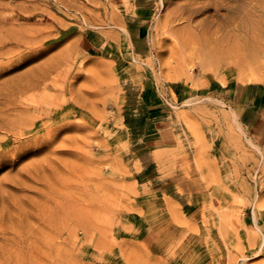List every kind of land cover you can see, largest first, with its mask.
<instances>
[{
    "label": "rangeland",
    "instance_id": "obj_1",
    "mask_svg": "<svg viewBox=\"0 0 264 264\" xmlns=\"http://www.w3.org/2000/svg\"><path fill=\"white\" fill-rule=\"evenodd\" d=\"M0 14V264H264V0Z\"/></svg>",
    "mask_w": 264,
    "mask_h": 264
},
{
    "label": "bare ground",
    "instance_id": "obj_2",
    "mask_svg": "<svg viewBox=\"0 0 264 264\" xmlns=\"http://www.w3.org/2000/svg\"><path fill=\"white\" fill-rule=\"evenodd\" d=\"M251 21H253V20H251ZM3 22H4V16L0 14V59H1V57H3L4 55H7V54H10V56H11V53L14 51L13 48H11V45L13 46L17 40V38L14 37V36H17L16 34H10V32H5L3 30V28H1V24ZM254 23H256V22H254ZM261 23L258 27L256 26L254 28V30H252L251 34L249 35V37L254 42V45H252V44H251V46L247 45L250 47V49H249L250 59H252L257 54L260 47L264 46L263 43H259L260 38H262V36H264V23L263 24H261ZM9 35H11L12 37ZM249 41H251V40H249ZM247 46H246V48H247ZM16 58H19V55H17V56L14 55V57L12 59L7 58V61H1L0 60V75H1L2 71L7 66L10 65V63H9V62H11L10 60H15ZM246 58L248 59V56ZM253 220L257 226V220H256L255 216L253 217ZM263 243H264V239H263Z\"/></svg>",
    "mask_w": 264,
    "mask_h": 264
},
{
    "label": "crops",
    "instance_id": "obj_3",
    "mask_svg": "<svg viewBox=\"0 0 264 264\" xmlns=\"http://www.w3.org/2000/svg\"><path fill=\"white\" fill-rule=\"evenodd\" d=\"M243 122L253 130L258 139L264 138V115H257L252 118L245 114Z\"/></svg>",
    "mask_w": 264,
    "mask_h": 264
}]
</instances>
